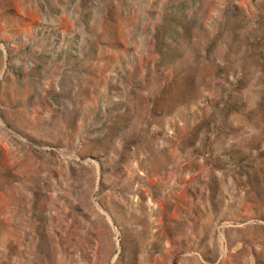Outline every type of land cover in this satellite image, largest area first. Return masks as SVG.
<instances>
[{
  "label": "rangeland",
  "instance_id": "1",
  "mask_svg": "<svg viewBox=\"0 0 264 264\" xmlns=\"http://www.w3.org/2000/svg\"><path fill=\"white\" fill-rule=\"evenodd\" d=\"M0 264H264V0H0Z\"/></svg>",
  "mask_w": 264,
  "mask_h": 264
}]
</instances>
